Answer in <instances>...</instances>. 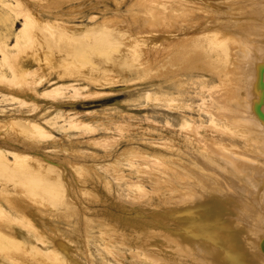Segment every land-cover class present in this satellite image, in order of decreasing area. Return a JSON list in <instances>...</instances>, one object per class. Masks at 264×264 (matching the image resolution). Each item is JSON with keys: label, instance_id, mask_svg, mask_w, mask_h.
Here are the masks:
<instances>
[{"label": "bare ground", "instance_id": "1", "mask_svg": "<svg viewBox=\"0 0 264 264\" xmlns=\"http://www.w3.org/2000/svg\"><path fill=\"white\" fill-rule=\"evenodd\" d=\"M128 1L132 13L118 22L76 30L24 10L14 55L10 29L0 32L2 62L20 91L34 63L98 85L111 75L128 83L165 76L169 90L155 101L181 116L165 146L152 147L151 172L102 180L106 200L135 210L127 220L83 212L101 178L34 155L25 136L43 137L37 125H0V264H96L91 241L114 254L128 248L144 264H264V121L255 112L264 115V0ZM144 182L152 194L139 193Z\"/></svg>", "mask_w": 264, "mask_h": 264}, {"label": "rangeland", "instance_id": "2", "mask_svg": "<svg viewBox=\"0 0 264 264\" xmlns=\"http://www.w3.org/2000/svg\"><path fill=\"white\" fill-rule=\"evenodd\" d=\"M3 1L9 6L6 7L0 1V14L7 13L6 21H0V32L6 33L10 29L6 49L11 55L17 51L13 48L14 35L22 27L24 10L36 15L40 21H55L71 30L105 19L115 23L132 13L128 0ZM17 1L20 3L18 6ZM4 64L0 53V125L7 120L37 125L44 133L43 137L25 136L36 145L38 152L34 155L57 159L62 165L76 164L97 171L96 177L101 178V184L94 185L93 192L98 193L97 196L92 195L85 202L87 211L83 212L87 216L95 219V216L113 211L115 215L121 214L122 220L133 218L135 210L121 212L112 200H106L102 180L106 179L109 184L115 181L127 183L136 182L138 176H146L155 166L150 156L152 147H164L170 126L179 128L181 116L155 101L156 92L166 93L169 90L166 77L128 83L118 75H111V82L98 85L83 78L48 74L34 63L30 68L34 70L30 84L20 91V87L11 82L10 71ZM190 76L197 77V73ZM10 88L13 91L19 89L18 94ZM27 89H30V95L26 93ZM191 115L194 119L197 117L196 121L200 119L198 112ZM201 118L208 124L207 115L202 113ZM4 128L0 126V133L7 130ZM2 137L6 138L7 134H0ZM141 185L143 190H137L140 194L153 193L147 182ZM88 188L91 190V186ZM60 227L66 234L69 233L70 229L66 225L60 224ZM72 240L80 243L75 237ZM89 254L96 264H144L128 248H121L120 252L114 254L93 241ZM101 256L109 262L101 263Z\"/></svg>", "mask_w": 264, "mask_h": 264}, {"label": "water", "instance_id": "3", "mask_svg": "<svg viewBox=\"0 0 264 264\" xmlns=\"http://www.w3.org/2000/svg\"><path fill=\"white\" fill-rule=\"evenodd\" d=\"M255 112H256V114L258 115V117H259L261 120L264 121V115L261 114V112H260V108H259L258 105L256 106Z\"/></svg>", "mask_w": 264, "mask_h": 264}]
</instances>
